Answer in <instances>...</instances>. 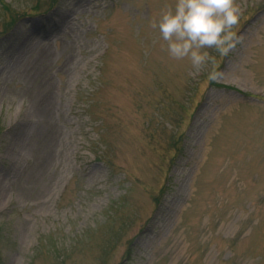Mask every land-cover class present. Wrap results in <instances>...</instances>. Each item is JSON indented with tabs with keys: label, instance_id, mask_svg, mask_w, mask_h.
Segmentation results:
<instances>
[{
	"label": "rangeland",
	"instance_id": "obj_1",
	"mask_svg": "<svg viewBox=\"0 0 264 264\" xmlns=\"http://www.w3.org/2000/svg\"><path fill=\"white\" fill-rule=\"evenodd\" d=\"M175 0H0V264H264V0L192 75Z\"/></svg>",
	"mask_w": 264,
	"mask_h": 264
},
{
	"label": "clouds",
	"instance_id": "obj_2",
	"mask_svg": "<svg viewBox=\"0 0 264 264\" xmlns=\"http://www.w3.org/2000/svg\"><path fill=\"white\" fill-rule=\"evenodd\" d=\"M240 13L236 0H175L161 9L151 27L158 29L172 59L189 60L192 75L210 65L207 79L215 81L220 73L216 57L208 49H214L220 56L236 49L242 42V37L233 30Z\"/></svg>",
	"mask_w": 264,
	"mask_h": 264
}]
</instances>
